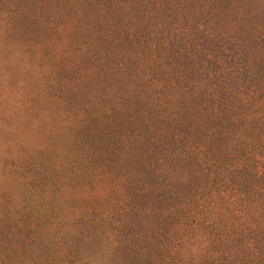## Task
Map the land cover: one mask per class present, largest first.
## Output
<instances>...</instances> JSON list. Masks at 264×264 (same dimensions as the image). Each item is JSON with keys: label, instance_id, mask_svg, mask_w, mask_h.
Returning <instances> with one entry per match:
<instances>
[{"label": "rangeland", "instance_id": "obj_1", "mask_svg": "<svg viewBox=\"0 0 264 264\" xmlns=\"http://www.w3.org/2000/svg\"><path fill=\"white\" fill-rule=\"evenodd\" d=\"M263 39L264 0H0V264H134L128 241L184 197H157L161 142L146 181L112 162L119 132L180 139L194 118L173 119L179 103L203 99L213 67L251 65ZM262 74L215 78L233 93Z\"/></svg>", "mask_w": 264, "mask_h": 264}, {"label": "trees", "instance_id": "obj_2", "mask_svg": "<svg viewBox=\"0 0 264 264\" xmlns=\"http://www.w3.org/2000/svg\"><path fill=\"white\" fill-rule=\"evenodd\" d=\"M262 43L264 49V39ZM259 51L254 59L249 54L251 65L213 67L201 85L203 99L196 103L191 97L179 103L180 113L173 119L194 118L193 128L180 139L165 145L163 141L168 136H153L156 129L150 127L143 133L119 132L126 139L121 142L119 136L115 142L109 153L110 158H115L112 162L127 160L136 170L142 168L135 175L146 181L152 164L143 154L152 149L150 144L161 142L158 151H150L152 157L156 154L161 158L152 174L157 197H184L182 207L176 208L178 202L174 200L166 204L154 220L150 236L128 241L133 251L125 254L126 263L144 264L152 258L157 264H264V50ZM252 67L263 74L233 93L222 79L215 78L217 73L241 79L245 73L250 74ZM160 82L154 79L155 89L166 88ZM132 99L127 97L128 101ZM136 99L132 102H138L140 107L141 100ZM132 120L127 119L125 124H132ZM133 142L141 146H131ZM121 148L129 154L119 153ZM192 238L200 241L187 247V239Z\"/></svg>", "mask_w": 264, "mask_h": 264}]
</instances>
